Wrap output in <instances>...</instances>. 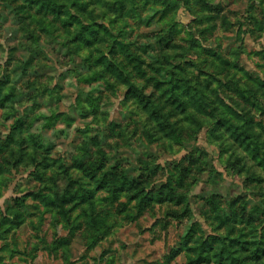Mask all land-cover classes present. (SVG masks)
<instances>
[{
    "label": "rangeland",
    "instance_id": "374dc122",
    "mask_svg": "<svg viewBox=\"0 0 264 264\" xmlns=\"http://www.w3.org/2000/svg\"><path fill=\"white\" fill-rule=\"evenodd\" d=\"M13 1L0 3V264H207L210 254L216 264H264V163L252 142L147 85L173 125L165 137L95 62L114 55L108 43L78 48L59 19L46 18L47 29ZM77 1L84 22L103 17L131 43L148 75L166 83L170 74L151 65L171 63L207 92L209 110L220 97L244 111L262 156L264 0Z\"/></svg>",
    "mask_w": 264,
    "mask_h": 264
},
{
    "label": "trees",
    "instance_id": "16d2710c",
    "mask_svg": "<svg viewBox=\"0 0 264 264\" xmlns=\"http://www.w3.org/2000/svg\"><path fill=\"white\" fill-rule=\"evenodd\" d=\"M17 1H20L22 3L25 2L31 8L35 9V14H40L39 19H36L34 14H30V17L38 24H40L41 20V22L45 24V27H47V29H50L53 26L52 21L47 22L45 20L48 17H52L55 20L59 19L64 27L69 28V30L71 28V30H73L75 34V40L73 42L77 44L78 48H82L84 46L88 49V47L91 48L94 44L97 43H108L111 48V52H113L114 55L110 56L111 58H108L105 54L101 55L96 58L95 62L101 65L106 72L111 73L116 82H118L119 80L128 85L129 95L133 96L136 101L140 103L147 112H149L153 120L156 121L158 130L163 131L165 137L173 138V125L171 122L166 123V121L161 120L160 114L157 111L158 107H155L153 101L150 99V96L146 95V93H144L143 91L147 87V85H150L156 91H159L161 95L164 96L165 101L168 102V104L176 110L179 108H182V110H184L187 108V106L193 107L197 112L199 111L202 114L206 113L210 116L214 115L216 117V122H214L215 127L219 126L225 131L233 132L236 130H240L236 132L235 139L242 138V140H245L244 138L246 136V138L249 139V143L252 142L251 147H253L256 151L254 153V158H257L259 156L261 158L258 161L264 163V152L261 153L263 157L260 156L258 146V141L261 140V135L259 132L255 133L253 130H251L252 123L250 119L245 115L244 111L237 109L234 106L228 105V103H226L220 97L214 99L213 101V104H215L213 106L214 110H209L206 104L208 97L207 92L205 90H202V87L200 86L189 85V83L184 82V78L182 76L176 75L175 71L173 70L174 66L171 63L167 62V64L158 63L156 65H151V67H154L157 73L163 75V78H166L165 74H170V76L166 79L168 80L166 83L162 81L163 79H160L156 75H148L146 73V70L143 68L145 61L142 59V57L132 50V48L130 47L131 43L129 41H126V39L122 35L113 33L105 18H100L101 23L97 21L84 22L83 19H85V17L82 14L86 12V10L84 9L83 3H81L80 1L74 3H70L69 0ZM13 2L16 1L0 0L1 4L8 6H10ZM167 12L168 9H165L162 12V15H166ZM62 15H65L67 17L64 16L62 18ZM150 21L151 20H148L147 23H150ZM45 27H43V29ZM178 68L183 70V67ZM133 78H138L139 80L145 81V85L140 87L136 82L132 81ZM253 87V84L249 86V91L253 90ZM237 93L240 97H246V91L244 89H237ZM213 96L216 98V96L218 95ZM256 124L257 122L255 123V125ZM246 145L248 147V144ZM209 172L215 174V176L219 179H224L223 173L218 171L216 168H212ZM145 190H147V188ZM144 197L145 195L141 196V199ZM131 200H135V197H132ZM157 200H159L160 202H164L165 197L161 195ZM236 200L237 199H234V201ZM135 202V205H137L139 200L137 199ZM185 206V215H195L192 203H188V205ZM222 209L226 211L225 206H223ZM229 214L230 213H228V216ZM236 216L237 215H230L229 219L235 221V219L233 218H236ZM217 218L224 221V219L220 217ZM247 242L249 243V241H246V250L249 252L250 247L247 245ZM263 242L264 240L262 241V243ZM253 253L252 260L254 261ZM207 257V264H216L211 254L207 255ZM257 259L259 260L260 258L257 256ZM201 262L197 260L196 264H199Z\"/></svg>",
    "mask_w": 264,
    "mask_h": 264
}]
</instances>
